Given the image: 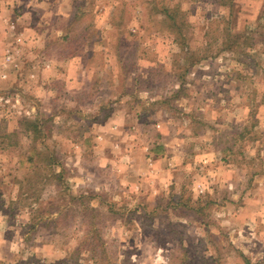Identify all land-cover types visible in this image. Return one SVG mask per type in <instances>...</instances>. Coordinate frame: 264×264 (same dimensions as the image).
I'll use <instances>...</instances> for the list:
<instances>
[{
	"label": "rangeland",
	"instance_id": "obj_1",
	"mask_svg": "<svg viewBox=\"0 0 264 264\" xmlns=\"http://www.w3.org/2000/svg\"><path fill=\"white\" fill-rule=\"evenodd\" d=\"M0 264H264V0H0Z\"/></svg>",
	"mask_w": 264,
	"mask_h": 264
},
{
	"label": "trees",
	"instance_id": "obj_2",
	"mask_svg": "<svg viewBox=\"0 0 264 264\" xmlns=\"http://www.w3.org/2000/svg\"><path fill=\"white\" fill-rule=\"evenodd\" d=\"M25 162H27V164L30 166L31 159L29 158V159H27ZM29 166H28V167H29Z\"/></svg>",
	"mask_w": 264,
	"mask_h": 264
}]
</instances>
